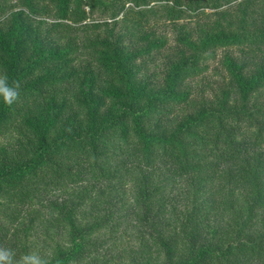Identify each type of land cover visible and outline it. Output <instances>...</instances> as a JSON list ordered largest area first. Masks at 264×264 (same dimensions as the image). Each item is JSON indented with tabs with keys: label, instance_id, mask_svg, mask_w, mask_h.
<instances>
[{
	"label": "trees",
	"instance_id": "trees-1",
	"mask_svg": "<svg viewBox=\"0 0 264 264\" xmlns=\"http://www.w3.org/2000/svg\"><path fill=\"white\" fill-rule=\"evenodd\" d=\"M207 9L230 24L183 39L188 54L148 89L134 64L165 45L153 25ZM98 10L120 15L116 36H89L98 25L85 21ZM41 17H52L44 30ZM244 45L264 50V0H0V74L21 85L12 107L0 99V246L17 259L35 249L51 264H264V104L254 99L264 62L247 75L228 59L217 107L163 122L213 49ZM75 54L96 72L64 69ZM125 217L136 244L112 263L99 236ZM24 224L43 228V241L59 231L64 243L44 253Z\"/></svg>",
	"mask_w": 264,
	"mask_h": 264
},
{
	"label": "rangeland",
	"instance_id": "rangeland-1",
	"mask_svg": "<svg viewBox=\"0 0 264 264\" xmlns=\"http://www.w3.org/2000/svg\"><path fill=\"white\" fill-rule=\"evenodd\" d=\"M262 1V0H258ZM224 8V7H222ZM111 18L108 13L96 11L89 15L86 19L88 24H97L98 28L95 32L89 33L90 37H109L116 36L120 32L118 19ZM40 21H45L42 27L43 30L52 20V17H41ZM230 21L222 18V14L217 10L207 9L206 13L201 17L183 18L175 22L163 21L153 25L156 34L165 39V45L160 50L151 52L148 55L139 58L135 64L134 69L137 71L141 82L145 83L148 89L156 91L162 88L165 77L171 67L179 60L182 55L188 54L185 49L183 39H191L198 41L202 39L207 33H215L218 26H227ZM81 36V33L78 34ZM66 40L53 38V45L63 44ZM129 46L134 49L140 46V43L134 40H127ZM185 53V54H183ZM228 59L234 60L244 65L245 74L251 75L253 71L259 68V65L264 62V50L251 48L249 46H226L215 48L211 52V56L202 62L205 69L195 76L188 78L181 87V90L188 92V100L186 103L173 105L168 107L169 110L163 116V122L169 127L174 126L181 119L193 115L200 109L215 108L221 102L222 97L230 88V76L226 68ZM91 62L87 54H75L70 57V60L64 66L68 71L82 70L96 72L92 70ZM98 74V71H97ZM99 81L107 79L104 74H98ZM102 86L105 82H102ZM256 103L264 104V89L254 94ZM117 190H114L116 193ZM120 197L124 200L131 199L132 189L130 184L119 190ZM169 193V191H166ZM170 195L175 194L170 191ZM105 196L111 198L114 202L118 201L113 193L106 192ZM121 229L113 234L108 232L102 233L99 237L103 240V245L100 247L101 253L107 256L112 263H122L124 251L121 248L130 250L135 246L133 239L134 221L132 217H125L122 219ZM41 228L39 225L31 227L24 224L22 232L29 236V239H38V248H42L44 253L51 251L56 244H63L64 240L60 237L59 231L50 230V237L42 240ZM35 230V231H34ZM54 230V231H53ZM53 231V232H51ZM64 233V232H63ZM39 237V238H38ZM63 237V236H62ZM37 243V242H36ZM37 250L33 249L32 252ZM41 255V254H40ZM153 262V261H152Z\"/></svg>",
	"mask_w": 264,
	"mask_h": 264
},
{
	"label": "clouds",
	"instance_id": "clouds-1",
	"mask_svg": "<svg viewBox=\"0 0 264 264\" xmlns=\"http://www.w3.org/2000/svg\"><path fill=\"white\" fill-rule=\"evenodd\" d=\"M20 88L19 81L10 84L7 74H0V99L5 105L12 107L19 101ZM0 264H51V260L35 252L23 254L17 259L14 250L0 246Z\"/></svg>",
	"mask_w": 264,
	"mask_h": 264
}]
</instances>
